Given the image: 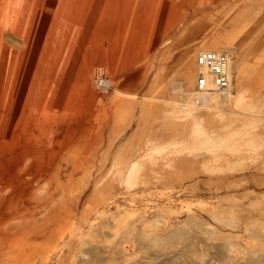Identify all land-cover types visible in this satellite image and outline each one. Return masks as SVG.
Here are the masks:
<instances>
[{
    "label": "rangeland",
    "instance_id": "374dc122",
    "mask_svg": "<svg viewBox=\"0 0 264 264\" xmlns=\"http://www.w3.org/2000/svg\"><path fill=\"white\" fill-rule=\"evenodd\" d=\"M205 51L264 94V0H0V264H264V150L143 158L187 137Z\"/></svg>",
    "mask_w": 264,
    "mask_h": 264
},
{
    "label": "bare ground",
    "instance_id": "6f19581e",
    "mask_svg": "<svg viewBox=\"0 0 264 264\" xmlns=\"http://www.w3.org/2000/svg\"><path fill=\"white\" fill-rule=\"evenodd\" d=\"M231 65L232 60L229 65L231 85L227 90L224 92H216L213 90L202 92L197 89L199 92L193 93V99L191 98L190 104L173 107L167 112L168 116L173 120L188 124L187 137L168 143L149 139L144 147L145 155L143 158L151 161L155 156L161 155L162 153L171 155L175 153H188L193 154V156L204 154L209 157V163L212 167L234 169L259 156L260 152L264 150V94L257 93L248 84L236 82L237 85L234 86ZM221 95H224V100H222L223 104L231 112H223L218 109V105L221 102ZM181 135L184 136L183 133ZM163 160L165 161V159ZM143 170L144 160L133 159L132 161L120 162L112 174L116 179L126 185H124L125 188H136L141 181ZM25 189H27V186ZM25 189H15V197L25 198ZM2 192L0 191V194ZM13 199V196L9 198L0 196V217H4L9 212L10 206L14 201ZM232 225H235L234 221H232ZM55 226L54 229L56 228ZM81 256L87 261L90 258L85 252H82ZM150 264L154 263L150 262Z\"/></svg>",
    "mask_w": 264,
    "mask_h": 264
},
{
    "label": "built area",
    "instance_id": "2783aa9c",
    "mask_svg": "<svg viewBox=\"0 0 264 264\" xmlns=\"http://www.w3.org/2000/svg\"><path fill=\"white\" fill-rule=\"evenodd\" d=\"M233 55L228 51H205L197 56L199 72L196 88L199 91L224 92L231 85L229 71Z\"/></svg>",
    "mask_w": 264,
    "mask_h": 264
}]
</instances>
